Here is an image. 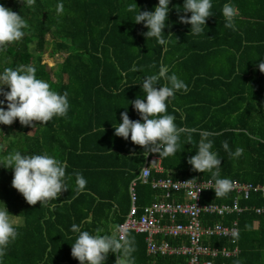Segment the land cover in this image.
Listing matches in <instances>:
<instances>
[{"label":"trees","instance_id":"16d2710c","mask_svg":"<svg viewBox=\"0 0 264 264\" xmlns=\"http://www.w3.org/2000/svg\"><path fill=\"white\" fill-rule=\"evenodd\" d=\"M228 2L212 0L214 15L207 19L204 31L193 36L190 25L179 23L184 13L176 8L182 7L183 0H171L165 47L147 40L143 35L147 29L135 24V13L127 11L135 3L141 11L154 10L158 0H33L25 7L17 0H0L27 24L20 41L0 48V72L32 66L37 78L48 82L53 91L67 92L70 104L67 117H54L46 125L33 122L36 127H27L18 119L12 125H0V147L7 140L0 151L5 166L6 157L16 151L48 154L64 163L70 177V189L58 199L29 205L12 187L13 171L0 166V202L12 218L20 220L16 223L19 235L0 257V264H79L71 255L77 237L71 226L111 235L130 213L129 187L134 180L141 215L146 206L163 198V191L153 188L154 180L212 179L210 172L193 171L188 163L205 132L222 160V178L264 185V73L255 64L264 58V0H231L239 11L235 31L224 27L221 13ZM61 3L64 11L57 14ZM32 44L37 53L32 52ZM47 52L54 60L52 66L44 61ZM161 65L168 67L169 76L177 75L188 86L187 92L177 91L168 104V114L184 131L179 151L167 158L147 154L130 139L114 134L121 112L127 110L130 119H139L131 101L143 98V79L157 74ZM167 83L159 81L161 86ZM189 135L192 144L186 143ZM225 141L233 152L242 148L243 154L230 156L222 147ZM151 156L160 158L163 172L153 168L143 182L139 176ZM77 172L87 180L82 192L77 191ZM237 197L231 191L225 198H216L210 189L203 192L201 202L226 204ZM238 198L247 209L225 217L207 216L208 223L237 221L240 231L235 240H209L214 246L239 248L237 255L219 256L214 264H263L264 195L251 190L247 198ZM257 208L263 211L258 213ZM128 233L135 238V264H185L186 258L180 256L148 255L147 235ZM168 239L180 243V239ZM116 259L109 253L106 264H116Z\"/></svg>","mask_w":264,"mask_h":264},{"label":"clouds","instance_id":"9594fccd","mask_svg":"<svg viewBox=\"0 0 264 264\" xmlns=\"http://www.w3.org/2000/svg\"><path fill=\"white\" fill-rule=\"evenodd\" d=\"M32 2L33 0H17L23 7ZM170 4L171 0H158L154 10L141 11L135 3L130 5L127 11L135 13L134 21L132 20L135 24H143L147 29L143 33L147 40L154 39L157 44L166 47L168 41L164 38V29L170 26L167 23ZM212 7V0H183L182 7L176 8L177 12L184 13L179 17V23L190 25V33L199 36L206 27L207 19L214 15ZM63 11V4H58L57 14ZM221 14L224 17V27L235 31L239 11L231 0L223 5ZM26 27V20L21 14L0 4V48L20 41L25 35ZM255 64L258 70L264 73V58ZM133 71L138 69L134 67ZM168 72V67L161 65L157 74L145 77L141 84L143 98L138 97L131 101L139 119H130L125 110L120 114V122L114 126L115 136L126 141L130 139L147 154L158 153L160 158L173 156L180 149V136L184 130L177 127L174 123L175 117L168 114L167 108L171 102L170 98L174 99L177 91H188V86L183 80L175 74L169 76ZM161 79L168 83L161 86ZM5 88L8 90L5 91ZM0 95L4 97L0 99V125H12L17 119L21 125L27 127H36L33 122L46 125L54 117H67L70 108L68 93L53 91L48 82L37 78L36 69L32 66L6 68L0 72ZM209 136V133H203L196 145V154L188 159V163L193 171L210 172V188L214 190L216 198H225L232 191L233 183L230 179L221 177L222 160L218 153L212 150L214 142ZM186 143H193L191 135ZM222 147L232 157L238 158L243 154V149L239 147L233 152L227 141ZM6 162L7 166L0 161V166L13 171L12 187L23 195L29 205H36L37 202L41 206L47 205L50 201L58 199L63 191L70 189L66 166L54 156L24 155L16 151L6 157ZM75 177L77 191L82 192L87 180L79 172L75 173ZM193 181L195 179L185 183L192 185ZM198 191L195 192L196 197ZM0 203L3 204V207H0V257H3L9 245L17 239L19 232L18 225L12 219L14 215L9 213L3 202ZM70 230L77 234L75 242L71 244V255L79 264H106L109 253L117 257L116 264H135V238L129 235L126 228L121 226L111 235L92 234L81 230L77 224H73Z\"/></svg>","mask_w":264,"mask_h":264},{"label":"built area","instance_id":"2783aa9c","mask_svg":"<svg viewBox=\"0 0 264 264\" xmlns=\"http://www.w3.org/2000/svg\"><path fill=\"white\" fill-rule=\"evenodd\" d=\"M151 158L147 159L139 176L143 182L149 180L153 168L157 172H163L160 164L155 165V162L159 160L157 156ZM189 180L193 179L174 180V178L166 177L154 180L152 186L163 191V198L146 206L141 215H138L136 206L137 192L136 180H134L130 186L133 205L121 226L128 231L146 234L147 253L153 257L157 255L180 256L186 258L185 264H214V259L219 256L228 258L237 255L238 246L234 248L227 245L214 246L209 240L213 237L235 240L240 234L238 222L208 223L207 216L225 217L233 212H242L247 208L240 206L238 197L247 198L251 190L260 191L264 195V185L232 181V191L238 193L233 203H202V194L205 190L211 189L212 184L209 181L212 179H195L192 185L185 183ZM196 191H198L197 197L195 196ZM262 211V208H257L258 213ZM168 238L180 239V243L172 244ZM149 264L160 263L152 261Z\"/></svg>","mask_w":264,"mask_h":264},{"label":"rangeland","instance_id":"374dc122","mask_svg":"<svg viewBox=\"0 0 264 264\" xmlns=\"http://www.w3.org/2000/svg\"><path fill=\"white\" fill-rule=\"evenodd\" d=\"M30 47H31L32 52L37 53L34 44H32ZM43 58H44V61L46 63H48V65H50V66L54 65V60L50 57L49 52L44 54ZM13 135H14V132L11 133V136H13ZM2 143H3L2 147L4 149L7 146V140H5L4 142L2 141ZM2 147H0V151H1ZM12 219L14 220L15 223L20 222L19 219H16V218H12Z\"/></svg>","mask_w":264,"mask_h":264},{"label":"crops","instance_id":"0c3cea01","mask_svg":"<svg viewBox=\"0 0 264 264\" xmlns=\"http://www.w3.org/2000/svg\"><path fill=\"white\" fill-rule=\"evenodd\" d=\"M152 158L154 157V156H151ZM151 158V159H152ZM157 158L159 159V160H157L156 162H155V165H158V164H160L161 165V161H160V158L157 156ZM147 161V160H146ZM162 167V166H161ZM129 191H130V187H129ZM263 264H264V262H263Z\"/></svg>","mask_w":264,"mask_h":264}]
</instances>
